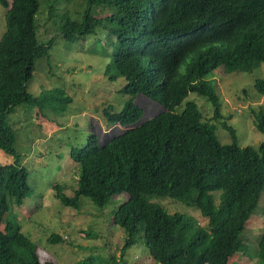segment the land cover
I'll return each mask as SVG.
<instances>
[{"label": "trees", "instance_id": "16d2710c", "mask_svg": "<svg viewBox=\"0 0 264 264\" xmlns=\"http://www.w3.org/2000/svg\"><path fill=\"white\" fill-rule=\"evenodd\" d=\"M58 1L46 0L50 16ZM90 2L95 15L88 10L77 22L64 14L60 32L75 41L94 35L105 20L118 42V53L106 64L104 74L109 80L121 76L119 92L130 99L118 112L103 109L105 120L123 126L121 132L104 143L92 132L81 147L70 149L79 165L76 188L67 196L54 185L57 199L79 208L84 196L102 207L125 192L126 200L112 216L124 233L122 253L142 241L159 264H237L229 258L237 251L249 252L247 223L264 190V111L256 113L255 125L263 139L255 148L238 145L235 129L225 121L222 126L232 141L220 142L215 125L202 118L194 103L185 102L179 112L175 106L194 92L210 103L213 118L222 115L210 72L250 70L264 64V0ZM0 5L6 8L0 37V149L13 157L0 164V264H54L39 259L35 243L21 231L17 217L9 216V200L21 206L31 191L9 114L17 105L34 107L40 115L62 114L72 99L60 87L35 96L26 91L34 59L48 56L53 42L37 40L39 0H0ZM254 86L264 95V79ZM136 94L165 110L134 124L142 115L131 99ZM211 191H220L217 205ZM148 195L187 201L205 222L170 213L150 202ZM49 239L62 238L52 234ZM256 245V264H264V224Z\"/></svg>", "mask_w": 264, "mask_h": 264}, {"label": "rangeland", "instance_id": "374dc122", "mask_svg": "<svg viewBox=\"0 0 264 264\" xmlns=\"http://www.w3.org/2000/svg\"><path fill=\"white\" fill-rule=\"evenodd\" d=\"M39 2L35 16L37 40L45 43L52 38L53 42L48 56L34 59L32 78L26 91L35 96L42 90L60 87L72 101L62 114L46 111L40 115L37 109L25 105H17L9 114L17 135L15 147L21 153V162L28 169L31 189L21 206L9 200V216L17 217L21 231L35 243L41 261L52 260L54 264H159L150 256L142 241L125 248L123 253L120 250L124 233L113 223L112 216L126 200L125 192L116 194L102 207L84 196H81L79 208L63 205L56 197L53 187L56 184L67 196H71L76 188L79 165L70 156V149L81 147L92 132L97 134L101 143L121 132L123 126L105 120L103 109L109 107L111 111L118 112L130 97L119 92L124 83L121 76L109 80L104 74L106 64L118 53V42L105 20L94 35L79 37L75 41L65 39L60 32L64 14L80 22L88 10L95 15L93 3L90 0H59L54 14L50 16L46 0ZM5 11L6 8L0 5V37L5 30ZM210 74L222 115L213 118L210 103L194 92H188L183 101L175 106V111H181L185 102L190 101L203 119L215 125L220 142L232 141L229 131L222 126L225 121L235 129L238 145L257 148L263 133L255 125L256 113L264 111V95L256 91L254 85L256 80L264 79V64L233 72L214 68ZM131 99L142 110V115L134 124L165 110L161 104L143 94H136ZM12 160L10 154L0 149V164ZM210 194L217 205L220 191H211ZM146 198L170 213L179 212L199 223L205 222L197 208L187 201L156 195ZM263 224L264 190L247 223L249 252H235L229 258L230 262L257 263L254 251ZM52 234L62 239L50 240Z\"/></svg>", "mask_w": 264, "mask_h": 264}]
</instances>
